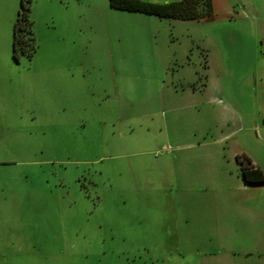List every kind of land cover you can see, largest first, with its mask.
<instances>
[{
	"label": "rangeland",
	"instance_id": "374dc122",
	"mask_svg": "<svg viewBox=\"0 0 264 264\" xmlns=\"http://www.w3.org/2000/svg\"><path fill=\"white\" fill-rule=\"evenodd\" d=\"M212 3L31 0L16 61L0 0V264H264V0Z\"/></svg>",
	"mask_w": 264,
	"mask_h": 264
},
{
	"label": "trees",
	"instance_id": "16d2710c",
	"mask_svg": "<svg viewBox=\"0 0 264 264\" xmlns=\"http://www.w3.org/2000/svg\"><path fill=\"white\" fill-rule=\"evenodd\" d=\"M108 4L113 9L183 20L206 19L213 13L212 0H174L161 3L147 0H108ZM30 5L31 0H20L13 23L12 57L16 61L22 56L30 58L36 50ZM242 177L251 184L264 182V173L258 167L243 169Z\"/></svg>",
	"mask_w": 264,
	"mask_h": 264
},
{
	"label": "flooded vegetation",
	"instance_id": "af4514ba",
	"mask_svg": "<svg viewBox=\"0 0 264 264\" xmlns=\"http://www.w3.org/2000/svg\"><path fill=\"white\" fill-rule=\"evenodd\" d=\"M237 160H238L239 162H241L242 165L244 164V161H243V160L241 161L239 158H237ZM253 167H256V166H251V165H249V166H243L242 171H243V169H249V168H253ZM242 171H241V172H242Z\"/></svg>",
	"mask_w": 264,
	"mask_h": 264
},
{
	"label": "crops",
	"instance_id": "0c3cea01",
	"mask_svg": "<svg viewBox=\"0 0 264 264\" xmlns=\"http://www.w3.org/2000/svg\"><path fill=\"white\" fill-rule=\"evenodd\" d=\"M153 1V0H152ZM154 1H161V2H165V1H170V0H154ZM109 5V4H108ZM111 8V7H110ZM157 17V16H156ZM160 18V17H158ZM160 19H166V20H171L173 18H160ZM180 20H183V19H180Z\"/></svg>",
	"mask_w": 264,
	"mask_h": 264
}]
</instances>
